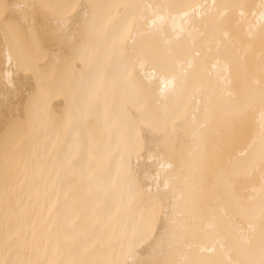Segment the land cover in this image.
Here are the masks:
<instances>
[{"label": "bare ground", "instance_id": "1", "mask_svg": "<svg viewBox=\"0 0 264 264\" xmlns=\"http://www.w3.org/2000/svg\"><path fill=\"white\" fill-rule=\"evenodd\" d=\"M0 264H264V0H0Z\"/></svg>", "mask_w": 264, "mask_h": 264}]
</instances>
